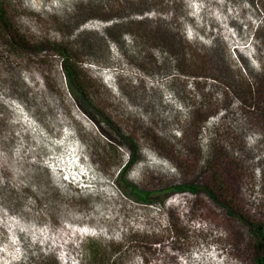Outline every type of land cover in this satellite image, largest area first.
I'll use <instances>...</instances> for the list:
<instances>
[{"label": "rangeland", "instance_id": "374dc122", "mask_svg": "<svg viewBox=\"0 0 264 264\" xmlns=\"http://www.w3.org/2000/svg\"><path fill=\"white\" fill-rule=\"evenodd\" d=\"M3 1L30 41L90 43L84 69L140 149L131 181L206 186L226 205L203 192L153 206L126 199L114 178L129 151L69 96L51 45L17 51L0 33V264H253L249 224L264 226V0ZM96 16L147 21L187 59L217 57L246 95L223 76H182L163 42L143 50L126 36L119 48Z\"/></svg>", "mask_w": 264, "mask_h": 264}, {"label": "trees", "instance_id": "16d2710c", "mask_svg": "<svg viewBox=\"0 0 264 264\" xmlns=\"http://www.w3.org/2000/svg\"><path fill=\"white\" fill-rule=\"evenodd\" d=\"M96 10H100L97 8ZM69 18V17H68ZM67 18V19H68ZM95 19L105 22L104 38L116 44L119 48H125L126 36L132 37L133 44L137 46L153 45L155 43H164L165 49L169 52L174 59H176V69L182 73V76H187L189 73L191 77L202 78L203 74L210 75V77L223 76L226 83L231 84L235 93L244 96L246 95L245 89H240L236 83L239 81L236 78H232L227 75L226 70L217 57H204L200 58L197 54L192 52L191 57L188 59L185 57L183 50L176 46L174 43L165 39V34L160 30L152 31L150 23L147 21H134L127 23H116L109 21L108 18L96 16ZM82 19L74 18L72 24L68 25V28L72 30ZM74 23V24H73ZM0 33L5 39L6 45L9 48H13L17 51L29 52L30 50H37L38 52H44L47 45H51L52 51H54L60 58V69L62 77L65 83L66 90L78 108L90 118L98 127L101 134L107 138L110 144L118 143V145L124 146L128 149V159L125 163L121 164L117 173L115 174L114 183L122 191L126 199L142 206H153L155 204L161 205L166 202L171 194H183L192 193L197 194L199 192L205 193L211 198L218 206H225L217 199L216 195L209 190L206 186H201L197 189L187 184L183 185H169L153 190L142 189L139 185L130 180V172L132 167L140 160V149L135 140L126 135L120 125L114 120L113 116L104 107V102H112L113 96L106 89L105 85L99 80L91 77L84 69L82 56L91 53L90 43H85L78 40L72 45L64 43H49L47 41H30L17 29L16 24L12 21L7 9V5L3 0H0ZM91 34L90 36H92ZM105 39H101L100 43L105 42ZM162 43V44H163ZM189 70V71H188ZM200 72V73H195ZM188 77V76H187ZM242 82H244L242 80ZM245 90V91H244ZM103 95V96H100ZM200 111H194V120L199 121ZM128 118V117H127ZM196 118V119H195ZM129 120L131 118H128ZM202 119L200 122H203ZM140 124V123H139ZM196 125L193 121L190 126L186 125V129H193ZM191 131H194L191 130ZM249 230L254 241V257L253 264H264V226H255L249 224ZM66 250V248H63ZM65 257L69 255L65 253Z\"/></svg>", "mask_w": 264, "mask_h": 264}]
</instances>
